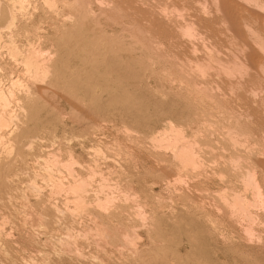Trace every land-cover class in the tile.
<instances>
[{
    "label": "rangeland",
    "instance_id": "rangeland-1",
    "mask_svg": "<svg viewBox=\"0 0 264 264\" xmlns=\"http://www.w3.org/2000/svg\"><path fill=\"white\" fill-rule=\"evenodd\" d=\"M179 1H176L178 5L182 3L187 6ZM230 3L231 8L238 6L233 5V1ZM187 4L190 6L188 10L193 13L191 8H194L195 3L188 1ZM31 5L25 14L18 10L14 0H0L2 37L11 40L22 56L34 49L39 53L36 54L37 58L45 59L44 62L51 66L48 78L51 86L46 93L43 92V98L39 99L36 95L26 97L28 89L25 82L29 78L26 80L22 56H15L7 43L0 42V89L6 95L11 91L15 96L4 111L14 116V124L8 126L12 133H6L4 143L0 145V163L9 162L6 164L8 171L4 170V180L6 182L8 177L7 183L11 181L9 186L7 184L0 191V264H264V200L262 205H251L249 208L255 214L253 216L257 217L251 215L253 220L249 221L255 223L247 222L249 217L244 216V219L241 209L234 206L230 208L233 200L237 202L232 192H240L237 195L251 199L250 190L246 189L240 178V168L230 162L236 158L233 157L236 153L244 155L246 144L241 141L236 145L238 148L229 146V140L218 134L232 129L236 124L242 129V123L248 130H258L252 132L251 143L254 145H251L257 147L252 150V154L258 158L261 156L259 161L264 165V153L260 154V149L264 150V133L259 132L264 129V125L260 122L255 125V115L253 121L251 117L247 119L246 114L253 115L254 110L245 113L243 109L259 108L257 105L261 97L251 98L252 95H248V90L244 89L248 93L243 94L248 95V99L242 97V93L236 94V99L235 93H230L222 85L218 86V81L213 82L211 77L208 79L211 72L217 69L211 70L205 79V76L201 77L202 80L198 79L202 76L200 72L198 77V74L195 76L198 70L195 69L196 63L198 60L202 62V54L206 53L204 45L214 43L217 37L207 38L208 41L203 42V36L183 38L178 35L174 37L175 40L167 38L170 41L166 39L165 42L160 37L161 42L155 36L160 43L154 51L145 49V46H132L128 42L124 43L131 48L128 49L122 43L125 48L116 50L110 48L109 44L96 42L97 38L93 36L79 37L77 32L74 35L78 37L71 36L73 31L69 28L68 31L64 30L70 27L66 16H63L64 20L55 17L41 0H32ZM178 5L179 9L183 7ZM8 12L15 13L14 22L9 20L11 13ZM140 25L134 26L136 29L139 26V29ZM216 26L221 31L216 30L215 26L210 27L209 31L212 35L214 32L220 34L219 40H224L226 32ZM112 27L119 30V27ZM142 28L143 25L140 31L147 27ZM150 29L144 30L145 34H159L158 27ZM83 31L87 33L85 29L81 33ZM149 37L153 38H145ZM246 37L243 36L242 40ZM245 40L248 49L257 52L250 54L246 62L254 66L253 63L261 58L263 64L264 53H260L259 47L251 42L254 39L247 37ZM228 43L223 44L230 46ZM218 44L214 46H221ZM201 46L203 48H199ZM237 47L241 46L238 44ZM237 47L231 49L238 50ZM131 49L133 51H129ZM233 51L236 50L225 54L227 59L242 57V53ZM164 57L172 58L168 60ZM173 57L177 60L184 58L181 64L185 70H180L183 66L179 61V66L175 65L177 62L172 60ZM161 59H165L166 66ZM170 61L173 66L168 69ZM188 64L192 69L187 68ZM151 68H156V71ZM252 86L256 88L255 83ZM215 88L219 93L214 91ZM200 91H204L207 96L200 95ZM223 95L232 99V104ZM238 97H241V103ZM254 100H259V103L253 104ZM207 105L224 110L225 116L211 117L217 122L213 128L210 126L212 119L198 114L199 109H212ZM171 125L180 129L186 137L182 142L197 143L194 146L197 158L200 157L197 167L183 164L187 160L184 154L178 156L181 155L177 150L181 148L182 142L170 139ZM256 133L260 135L256 136ZM167 143H171L170 146ZM32 187H36V190ZM217 192L222 195L225 193L227 200L222 196L220 199ZM246 225L252 228L251 238L246 237L249 238L250 246L243 245L234 235L238 233L243 238L241 229ZM133 236L138 238L134 239ZM259 240L260 244L257 242Z\"/></svg>",
    "mask_w": 264,
    "mask_h": 264
},
{
    "label": "bare ground",
    "instance_id": "bare-ground-1",
    "mask_svg": "<svg viewBox=\"0 0 264 264\" xmlns=\"http://www.w3.org/2000/svg\"><path fill=\"white\" fill-rule=\"evenodd\" d=\"M31 1L32 0H14V3L17 4L18 6V10L20 9V11H22L23 13L27 14L30 10V7L32 6L31 5ZM43 2V4L47 5V8L50 9V11L52 12V14L55 16V17H58V18H62L63 19V16L65 17L66 16V19H68V21L70 22V27H67L66 29L64 30H67L68 31V28L73 31V33L71 32V36L73 35V37H95L97 38L96 42H99V43H105V44H109L110 48L113 47L115 48L116 50L117 49H122L123 50L125 47L122 46V43L125 45L124 42H128L130 45L134 46H142L144 48L145 46V49H149V50H156L157 47L159 46L158 43H160L161 40H163L164 42L166 41L167 38H171L174 39V37H177L178 35L180 36H183L186 37V38H194V37H200L202 38L205 37V40L202 39V41H208L207 38H212L213 36H216L217 37V41L215 39L214 43H210V44H207V45H204V50L206 53L203 52V49H202V54L203 56L201 57V60L202 62H199L197 60H193V61H197L196 63V68H198V70L196 71L195 73V76L200 72L202 76H199V74L197 75L198 79L200 78L202 80L201 77H204L203 79H205L206 77H208L209 73L211 72V70L213 69H217L218 71L216 72H211L212 76L210 75L208 79H211L212 78V81L213 82H216L218 81V86L219 85H222L223 87L222 88H227L229 90L230 93L234 94V96H236V94H240V93H244L245 92L243 91L244 89H247L248 92V95H252L251 98L254 97L255 98H259L261 97V99L259 98L260 100V103L255 101L252 102L253 104L255 102H257V104L259 103V105H256L259 106L256 107V109H252V108H249V107H245L243 108L245 113L246 111H250L253 112L252 110H254V113L253 115L250 114H246L247 115V119L248 117H251V121H253V118L254 115L256 116V119H254V122H255V125L256 123L258 124H261L262 126L264 125V63L262 64V60L261 58H259L260 60L257 62V63H253L254 66L252 64H248L246 61L249 60V55L250 54H256L257 52L253 51L251 52L252 50L248 49V46H246V43L247 41L245 40L247 37H251V40L254 39V41H251V42H254L253 44H256L254 45V47L256 46L257 48L259 47V51H261L260 53H264V0H231L233 1V5H238L236 8H231L229 6V4L231 5V1L230 0H188L189 2H191L192 4H194V8L192 7V11L193 13H190V11L188 10L190 8V6L187 4L188 1L186 0H178L179 2H183V4L185 3L187 6V8L185 7V5H182V3H180L179 5L180 6H183V7H180L176 1L177 0H41ZM230 1V2H229ZM10 2V0H9ZM13 2V1H12ZM11 2V3H12ZM229 2V3H228ZM180 7L177 8V5ZM33 4V3H32ZM176 5V6H175ZM191 5V4H190ZM232 5V6H233ZM163 6V7H161ZM192 6V5H191ZM13 7L16 9L17 7H15L13 5ZM6 8V7H5ZM35 8V7H34ZM238 8V9H237ZM8 9V8H7ZM11 9V8H10ZM37 9V7H36ZM190 9V10H191ZM32 10V9H31ZM34 10V9H33ZM32 10V11H33ZM168 10V11H166ZM9 11V10H8ZM12 11V10H11ZM130 11V12H128ZM177 11V13H176ZM189 11V12H187ZM175 12V14H174ZM187 12V13H185ZM8 13H11L9 18L11 17V20L12 22H14V18L16 17L13 12H8ZM20 14V13H19ZM9 15V14H8ZM22 16H24L22 13H21ZM30 15V14H28ZM27 18V16H25ZM57 18V19H58ZM65 19V20H66ZM52 20V19H51ZM66 22V21H65ZM64 22V23H65ZM9 23V22H8ZM57 23V22H56ZM7 24V23H6ZM60 24V23H59ZM63 24V23H62ZM135 24L137 25H140V28L141 26L143 25V28L146 26L148 29H150V27H158L159 28V34L154 33L152 32L153 34H148L149 32H147L145 34V31L144 30H148L147 28L146 29H143L141 30L145 35H143V33L140 31V28L138 29L139 26H137V29H136V26H134ZM211 24V25H210ZM61 25V24H60ZM219 28H223L222 30H224L223 32H226L223 36H224V40H219V37L221 38V35L220 34H216V32H214V34L212 35V32L209 31V28L210 27H213L215 26L216 27V30H220L221 29H217V26ZM112 26H115V27H119L118 29L119 30H114V28ZM209 26V27H208ZM5 27V26H4ZM214 27V28H215ZM51 29V28H50ZM85 29L86 32L83 31V33H81V30ZM116 29V28H115ZM151 30V29H150ZM149 30V31H150ZM207 30L209 32H207ZM213 31V30H212ZM217 31V32H218ZM77 32L78 36L77 35H74L75 33ZM181 32V34H180ZM211 32V33H210ZM66 33V31L64 32ZM210 34L212 36H210ZM223 34V33H221ZM159 35V37L157 36ZM247 36L246 38H244V40H242L243 36ZM11 36V35H10ZM147 36H153V38H148L146 39L145 37ZM159 39L160 37H162L163 39H159L160 41H158L156 39V37ZM179 36V37H180ZM121 38L120 40H117V38ZM146 39H144V38ZM5 38V37H4ZM2 37V35L0 34V42H4V43H7V45H9V47L11 48V51L12 53L15 55V56H20L22 53L21 51H18L17 50V47L16 45L13 44V42L9 39H4ZM12 38V37H11ZM38 38V37H37ZM165 38V40H164ZM214 38V37H213ZM212 38V39H213ZM182 39V38H181ZM211 39V40H212ZM168 40V39H167ZM168 40V41H170ZM175 40V39H174ZM190 40V39H189ZM194 40V39H193ZM249 40V39H247ZM148 41V42H147ZM167 41V42H168ZM172 41V40H171ZM198 41H201L198 39ZM246 41V42H244ZM162 42V41H161ZM220 43L218 45H221V46H217L214 44H217V43ZM227 43L229 42L230 43V46L229 45H226L228 46L226 49L224 46L223 43ZM256 42V43H255ZM171 43V42H170ZM188 43V42H187ZM208 43V42H206ZM228 43V44H229ZM190 44V42H189ZM238 44L241 46V47H237ZM249 44V43H248ZM251 44V43H250ZM100 45V44H99ZM104 45V44H103ZM128 45V44H127ZM127 45H125L127 47ZM129 47L131 48L132 46ZM169 45V44H168ZM180 45V44H179ZM192 45V44H191ZM201 45V44H200ZM202 45V46H203ZM243 45V46H242ZM105 46V45H104ZM160 46H163L162 44ZM167 46V45H166ZM182 46V45H181ZM188 46V45H187ZM194 46H196L194 44ZM193 46V48H194ZM199 47V48H203V47ZM5 47V46H4ZM29 47V46H28ZM34 47V46H33ZM108 47V46H107ZM124 47V48H123ZM129 47H127L129 49ZM172 47V46H171ZM184 47V46H183ZM192 47V46H190ZM232 47H237V49H231ZM253 47V46H252ZM255 47V48H256ZM106 48V47H105ZM126 48V49H127ZM159 48V47H158ZM193 48H190V49H193ZM240 48V50H239ZM254 48V49H255ZM166 49V48H165ZM108 50V49H107ZM113 50V49H112ZM120 50V51H121ZM163 50V49H162ZM161 50V51H162ZM174 50H175V46H174ZM180 50V48H179ZM184 50V48H183ZM200 50V49H199ZM225 50V53L224 55L226 54H230L232 52V50H236V51H233V52H236L237 51L242 55V57L238 58H229L227 59L228 56H224L223 55V52ZM250 50V51H249ZM9 51V50H8ZM125 51V50H124ZM129 51H133L132 49L129 50ZM171 51V50H170ZM197 50H194L193 52H196ZM29 53L26 54L25 56H22V60H23V65L25 66V71H26V80H27V77L29 78L24 84L26 85L27 87V92L25 93L26 94V97L28 96H32V95H36L39 97V99L43 98L44 93H46L47 89L49 86H51V82L50 80L48 79L50 77V67L46 61L44 62V60H40L38 59V55L36 54H39L37 53L34 49H31L30 51H28ZM117 52V51H116ZM127 52V51H126ZM157 52V51H155ZM154 52V53H155ZM163 52H165L163 50ZM184 52V51H183ZM188 52V51H187ZM8 53V52H7ZM25 53V52H24ZM153 53V54H154ZM158 53V52H157ZM170 53V52H169ZM174 53V52H173ZM172 53V54H173ZM192 53V52H191ZM53 54V53H52ZM152 54V53H151ZM222 54V55H221ZM234 53H232L231 55H233ZM139 55V54H138ZM162 55V54H161ZM170 55V54H169ZM262 55V54H261ZM49 56V55H48ZM172 56V55H171ZM185 55H183L184 57ZM200 56V55H199ZM253 56H256V55H253ZM259 56V54H258ZM154 57V56H153ZM252 57V56H251ZM36 58V59H35ZM50 58V57H49ZM48 58V59H49ZM144 58V57H143ZM146 58V57H145ZM165 58V57H164ZM172 58V57H170ZM168 57H166L165 59H170ZM199 58V57H198ZM226 58V59H225ZM253 58V57H252ZM164 59V61H165ZM181 58H179V60L173 59L172 60H176L179 61L180 65L184 67V65L181 64V61L184 59L182 58V60H180ZM188 59V58H187ZM257 59V58H255ZM109 60V59H108ZM162 60V59H161ZM160 60V61H161ZM186 60V59H185ZM184 60V61H185ZM189 60H192V59H189ZM189 60H187L186 62L188 63ZM163 62L164 66L167 65L166 61ZM255 61V60H254ZM148 62V61H147ZM161 62V63H162ZM169 62V61H168ZM185 62V64H186ZM109 63V62H108ZM131 63V62H130ZM149 63V62H148ZM160 63V62H159ZM178 62L175 63V65L179 64ZM191 63V62H190ZM189 63V64H190ZM194 63V62H192ZM171 61H170V66L167 67L168 69H170L171 66ZM174 64V63H173ZM189 64L187 66H189ZM151 65H154V63H152ZM169 65V64H168ZM191 65V64H190ZM193 65V64H192ZM195 65V63H194ZM128 66V65H127ZM134 66V65H133ZM149 66V65H148ZM179 66V65H177ZM176 66V67H177ZM186 66V65H185ZM186 66V67H187ZM132 67V66H131ZM153 67V66H152ZM181 67L180 70H185V67L183 68ZM192 67V66H191ZM190 66L187 67V68H191ZM148 68V67H147ZM166 68V67H165ZM166 68V69H167ZM179 68V67H178ZM177 68V69H178ZM186 68V69H187ZM138 69V68H136ZM152 71H156L154 69L156 68H151ZM192 69V68H191ZM190 69V70H191ZM146 70V69H145ZM161 70V69H160ZM163 70V69H162ZM189 70V69H188ZM187 70V71H188ZM189 70V71H190ZM142 71V70H141ZM194 71V70H192ZM52 72V70H51ZM138 72V71H137ZM180 72V71H178ZM195 72V71H194ZM25 73V72H24ZM119 73V72H118ZM128 73V72H127ZM139 73V72H138ZM150 73V72H149ZM163 73V72H162ZM190 73V72H189ZM142 74V73H141ZM143 75V74H142ZM121 76V75H120ZM132 76V75H130ZM215 76V79H213ZM211 77V78H210ZM227 79L226 81L223 80V78ZM52 78V77H51ZM115 78V77H114ZM165 78V77H164ZM195 78V77H194ZM124 79V78H123ZM198 79H196L198 81ZM99 80V79H98ZM126 80V79H125ZM136 81V80H135ZM179 81V80H178ZM206 81V80H205ZM211 81V82H212ZM184 82V81H183ZM207 82H209L207 80ZM166 83V82H165ZM173 83V82H172ZM181 83V82H180ZM186 83V82H185ZM210 83V82H209ZM217 83V82H216ZM215 83V84H216ZM220 83V84H219ZM252 83H255L256 85V88H254L252 86ZM168 84V83H167ZM213 84V83H211ZM13 85V84H12ZM166 85V84H165ZM186 86V85H185ZM194 86V85H193ZM214 86V85H213ZM226 86V87H225ZM25 87V88H26ZM200 87V86H199ZM209 87V85H208ZM217 87V86H215ZM247 87V88H245ZM51 88V87H50ZM49 88V89H50ZM129 88V87H128ZM148 88V87H147ZM219 87H217L218 89ZM221 88V89H222ZM161 89V88H160ZM188 89V88H187ZM198 89V88H197ZM201 89V88H200ZM211 89V88H210ZM214 89V87H213ZM216 89V88H215ZM217 89L214 90L215 92H217ZM226 89V91H227ZM13 90V89H12ZM220 90V88L218 89V91ZM199 91V89H198ZM202 91V90H201ZM200 91V95L201 94H204L202 96H207V94L205 95V93H201ZM207 91V90H206ZM212 91V90H211ZM209 91V92H211ZM223 91V90H222ZM221 91V92H222ZM136 92V91H135ZM178 93V92H177ZM188 93V92H187ZM219 93V92H217ZM230 93L228 94V96L230 95ZM43 94V96H42ZM231 94V95H232ZM243 94V95H244ZM260 94V95H259ZM209 95V94H208ZM246 95V96H248ZM57 96V95H56ZM149 96V95H148ZM232 96V98L234 97ZM241 96V95H240ZM246 96H242V97H245ZM249 96V97H250ZM258 96V97H256ZM14 95L11 91H9V94L6 95L4 93V91H2L0 89V145H2L4 143V136L6 135V133H12V130H10L8 128L9 125L11 124H14V121H13V117H12V114L9 113V114H6L4 113V111L6 109H8L9 107V101L10 100H13L14 99ZM33 97V96H32ZM211 97V96H210ZM216 96H214L213 98H215ZM223 97L225 98L226 96L223 95ZM36 98V97H35ZM167 98V97H166ZM216 98H219L218 96ZM221 98V96H220ZM227 98V97H226ZM225 98V99H226ZM237 99V96L235 97ZM241 97H238V99H240ZM250 98V99H251ZM25 99V98H24ZM66 99V98H65ZM205 99V98H204ZM225 99H221L223 102ZM228 101L231 100V104H232V99L230 98H227ZM234 99V98H233ZM243 99V98H242ZM248 99V97L246 98ZM245 99V101H247ZM18 100V99H17ZM31 100V99H30ZM210 100L214 101V99H211ZM252 100V99H251ZM251 100L249 102H251ZM208 101V100H207ZM220 101V100H219ZM225 100V102H228ZM235 101V100H233ZM209 102V101H208ZM244 102V101H242ZM201 103V102H200ZM215 103V101H214ZM235 103V102H234ZM239 103V102H238ZM240 103H241V99H240ZM251 103V104H252ZM206 104V103H205ZM213 104V102H212ZM216 104V103H215ZM230 104V102H229ZM236 104V103H235ZM250 104V103H249ZM252 104V105H253ZM234 105V104H233ZM246 105V104H245ZM179 106V105H178ZM208 108H212L210 105H207ZM227 106V104L225 105ZM224 106V107H225ZM232 106V105H231ZM243 106V105H242ZM240 107V105H239ZM253 107V106H252ZM14 108V107H13ZM20 108V107H19ZM185 108V107H184ZM203 107H201L202 109ZM249 108V109H248ZM258 108V109H257ZM206 109V108H205ZM205 109L203 108L204 111H200L199 109V115L201 116V113L205 115V117L209 118V119H212L214 117H217L218 116H222L224 114V110H220L218 108H212L210 109V111H208L209 109ZM242 109V110H243ZM248 109V110H247ZM10 110V109H9ZM22 110V108H21ZM238 110V108H237ZM240 110V109H239ZM240 110V111H242ZM27 111V110H26ZM178 111V110H177ZM227 111V110H226ZM230 111V109H229ZM249 111V112H250ZM11 112V111H10ZM24 112V111H23ZM94 112V111H93ZM228 112V111H227ZM248 112V113H249ZM75 113V112H74ZM100 113V112H99ZM230 113V112H229ZM240 113V112H239ZM237 113V114H239ZM243 113V112H242ZM95 114V113H94ZM175 114V113H174ZM96 115V114H95ZM183 115V114H182ZM234 115V114H233ZM225 116V115H223ZM227 116V115H226ZM104 117V116H103ZM102 117V118H103ZM194 117V116H193ZM202 117V116H201ZM204 117V116H203ZM204 117V118H205ZM212 117V118H211ZM236 117V115H235ZM23 118V116H22ZM60 118V117H59ZM106 118V117H105ZM161 118V117H160ZM242 118V117H241ZM239 117V119H241ZM245 118V117H243ZM101 119V118H100ZM174 119V118H173ZM196 119V118H195ZM245 119V120H247ZM60 120V119H59ZM175 120V119H174ZM213 122H211L210 126L213 128L214 124H216L217 122L214 121V119H212ZM216 120V119H215ZM250 120V119H248ZM105 121V119H104ZM229 121V120H228ZM240 121V120H238ZM258 121V122H257ZM166 122V121H165ZM224 122V121H222ZM235 122V121H234ZM237 122V121H236ZM245 122V121H243ZM247 122V121H246ZM250 122V121H249ZM28 123V122H27ZM248 123V122H247ZM111 124V123H110ZM228 124V123H227ZM235 124V123H234ZM239 124V122H238ZM252 124V123H251ZM24 125V124H23ZM70 125V124H69ZM186 125V124H185ZM250 125V123H249ZM254 125V124H253ZM252 125V126H253ZM187 126V125H186ZM209 126V125H208ZM237 126V124H236ZM232 127V129L230 128L228 131L226 132H218V134L221 133V135L224 137V139H227L229 140V146L230 145H233L234 147H237L236 145L239 144V142L241 143V141H243L245 144H246V150L244 151V155H240V154H235L233 157H236L235 159L232 158L230 160L231 163H233L234 165H236V167L240 168L241 170V180L243 181V184H245L247 187L246 189L248 188L250 190V193H251V199H247L246 197L244 196H240V195H237V194H240L236 192V194L234 192L233 193V196H234V199L237 200V202H235L233 200L232 204L233 205H230L231 209H233L234 207L236 208H239L241 209L243 212V217L247 216L249 218H247V222H251L249 220H253L252 219V216L255 215V214H252L249 210L250 206L251 205H262L263 204V200H264V165L263 164H260L261 161H259V159L261 158H258V157H255V155L252 154V150L255 148V147H252L254 144L251 143V140L253 139L252 138V132L255 133V131H258V130H254V128H252V131L251 129H246V126H244V124L242 123V126L243 128L241 129L240 127ZM239 126H241V124H239ZM251 126V127H252ZM81 127V126H80ZM217 127V125H216ZM162 128V127H161ZM227 128V126H226ZM257 128V127H255ZM16 129V128H15ZM39 129V128H38ZM172 135V140H176V142L180 141L181 142L183 140H186L185 136L183 135L182 131L180 129H177V128H174L173 125H171L169 127ZM216 129V128H215ZM220 129H222L220 127ZM261 129V128H260ZM92 130V129H91ZM125 130V129H124ZM208 130V128H207ZM226 130V129H225ZM214 131V130H213ZM217 131V130H215ZM222 131H224L222 129ZM165 133V130L163 131ZM169 132V131H168ZM260 133H264V129L262 128L261 130H259ZM258 133V132H257ZM256 133V136H259L260 133L257 135ZM207 134V133H206ZM261 134V135H262ZM196 135V134H195ZM194 136V135H193ZM210 136H211V133H210ZM263 136V135H262ZM200 137V136H199ZM261 137V136H260ZM258 138V137H257ZM28 139V138H27ZM98 140V139H97ZM162 140V139H161ZM168 139H166V142H167ZM196 140V139H195ZM262 140V138H261ZM41 141V140H40ZM156 141V139H155ZM160 141V139H159ZM158 141V142H159ZM193 141V140H192ZM172 142V141H171ZM257 142V141H256ZM255 142V143H256ZM180 143V142H179ZM260 143V142H259ZM29 144V143H28ZM98 144V143H97ZM113 144V143H112ZM171 144V143H169ZM168 143L167 145L170 146ZM176 144V143H174ZM181 144V143H180ZM253 144V145H251ZM197 143L195 142H191V141H184L182 142V145H181V148L177 150V152L181 155H178L179 157L182 156V154H184L186 156L185 158V163L183 164H190L191 166L189 167H192V166H195L197 167L198 164H199V160H197V156H196V152L194 150V146H196ZM223 145V144H222ZM228 145V144H227ZM226 145V146H227ZM261 145V144H260ZM6 146V145H5ZM9 146V145H8ZM166 146V145H165ZM180 146V145H179ZM29 147V146H28ZM167 147V146H166ZM262 147V146H261ZM173 148V147H172ZM238 148V147H237ZM257 148V147H256ZM255 148V150H256ZM260 148V147H258ZM96 149V148H94ZM173 150H176V148H173ZM100 152V151H99ZM98 152V153H99ZM176 152V151H174ZM227 152V151H226ZM264 153V150L260 149V154L261 153ZM70 153V152H69ZM177 153V154H178ZM221 153V152H220ZM103 154V153H102ZM243 154V153H242ZM18 156V155H17ZM174 156V155H173ZM264 156V155H263ZM184 157V156H183ZM72 158V157H71ZM175 158V157H174ZM182 158V157H181ZM10 159V158H9ZM22 159V158H21ZM177 159V158H176ZM179 159V158H178ZM181 160V159H179ZM222 160V159H221ZM21 161V160H20ZM55 161V160H54ZM74 161V160H73ZM72 161V162H73ZM178 161V160H177ZM183 161V160H182ZM202 161V160H201ZM8 162V161H7ZM7 162L5 163H0V191L4 190L5 187H7L6 185L11 182L9 181L7 183V178H6V182H5V174H4V170L8 171V169H6V164ZM94 162V160H93ZM184 162V161H183ZM219 162V161H218ZM229 162V161H228ZM9 163V162H8ZM12 163V162H11ZM63 163V162H62ZM60 163V165L62 164ZM69 163V162H68ZM67 163V164H68ZM164 163V162H163ZM179 163V162H178ZM203 163V161L201 162ZM200 163V164H201ZM205 163V162H204ZM65 164V162H64ZM62 164V165H64ZM77 164V163H75ZM66 165V164H65ZM131 165V164H130ZM182 165V164H181ZM203 165V164H202ZM231 165V164H230ZM183 166V165H182ZM186 166V165H184ZM212 166V165H211ZM8 167V166H7ZM54 167V166H53ZM59 167V166H58ZM71 167V166H70ZM163 167V166H162ZM68 168V167H67ZM66 168V169H67ZM184 169V167H182ZM193 168V167H192ZM70 169V168H69ZM68 169V170H69ZM45 170V169H44ZM47 170V169H46ZM49 170V169H48ZM60 170V169H59ZM161 170V169H160ZM193 170V169H192ZM5 171V172H6ZM51 171V170H50ZM92 171V170H91ZM184 171V170H183ZM47 172V171H45ZM67 172V171H66ZM95 172V171H94ZM8 173V172H7ZM71 173V172H70ZM91 173V172H90ZM189 173V172H188ZM51 174V173H50ZM138 174V173H137ZM69 175V174H68ZM72 175V174H71ZM74 175V174H73ZM215 175V174H214ZM8 176V174H7ZM75 176V175H74ZM143 176V175H141ZM77 177V176H76ZM139 177V176H138ZM157 177V176H156ZM55 178V177H54ZM140 178V177H139ZM239 178V179H240ZM81 179V178H80ZM141 180V179H140ZM179 180V179H178ZM34 181V180H33ZM32 181V182H33ZM50 181V180H49ZM82 181V179L80 180ZM144 181V180H143ZM53 182H56V181H53ZM29 183V182H28ZM59 183V182H58ZM75 183V182H74ZM78 183H81V182H78ZM10 184V183H9ZM8 184V186H9ZM33 185V184H32ZM31 185V186H32ZM57 185V182L56 184ZM75 185H77V183H75ZM82 185V184H81ZM67 187H69L67 185ZM72 187V186H71ZM81 187V186H79ZM102 187V186H101ZM105 187V186H103ZM9 188V187H8ZM7 188V189H8ZM16 188V187H15ZM33 188V187H32ZM36 188V187H35ZM35 188H33L34 190H36ZM77 188V186H76ZM82 188V187H81ZM106 188V187H105ZM149 188V187H148ZM73 189V188H72ZM11 190V189H10ZM57 190V189H56ZM81 190V189H80ZM79 190V191H80ZM110 190V189H109ZM222 190V189H221ZM22 191V190H21ZM32 191V190H31ZM50 193H51V190H49ZM82 191V190H81ZM80 191V192H81ZM84 191V190H83ZM225 191V189H224ZM6 192V191H5ZM54 192V191H53ZM76 192V191H75ZM86 192V191H85ZM9 193V192H8ZM49 193V194H50ZM69 193V192H68ZM218 193V192H217ZM229 193V192H228ZM54 194V193H53ZM72 194V193H71ZM153 194V193H152ZM207 194V193H206ZM220 194V195H219ZM34 195V194H33ZM77 195V194H76ZM215 195L217 196V194L215 193ZM219 195V198L222 199L223 197L225 198V193L222 195L221 193H218ZM227 195V194H226ZM9 196V195H8ZM79 196V195H77ZM131 196V195H130ZM222 196V198H221ZM24 197H26L24 195ZM80 197V196H79ZM78 197V198H79ZM96 197V196H95ZM101 197V196H100ZM125 197V196H124ZM127 197V196H126ZM135 197V196H134ZM228 197V196H227ZM20 198V197H19ZM99 198V197H98ZM231 198V197H230ZM37 199V198H36ZM74 199V198H73ZM80 199V198H79ZM226 199V198H225ZM10 200V199H9ZM82 200V199H81ZM103 200V199H102ZM127 200V199H126ZM224 200V199H223ZM227 200V199H226ZM229 200V199H228ZM239 200V201H238ZM248 200H251V201H248ZM103 202V201H102ZM85 203V202H84ZM235 203V204H234ZM78 204V203H77ZM104 204V203H103ZM45 205V204H44ZM97 205V204H96ZM10 206V205H9ZM51 206V205H50ZM88 206V205H87ZM234 206V207H233ZM78 207V205H77ZM80 207V206H79ZM188 207V206H187ZM252 207V206H251ZM139 208V207H138ZM82 209V207H81ZM230 209V210H231ZM254 209V208H253ZM79 210V208H78ZM104 210H106L104 208ZM232 211V210H231ZM13 212V211H12ZM232 212H235V211H232ZM76 213V212H75ZM104 213V211H103ZM138 213V212H137ZM227 213V212H226ZM230 213V212H229ZM218 214V213H217ZM228 214V213H227ZM236 213H234L235 215ZM72 215V214H71ZM202 215V214H201ZM231 215V214H230ZM252 215V216H251ZM136 216V215H135ZM232 216V215H231ZM228 217H230L228 215ZM240 217H242L240 215ZM244 217V219H246ZM251 217V218H250ZM256 217V216H253V218ZM231 218V217H230ZM257 218V217H256ZM255 218V219H256ZM108 219V218H107ZM144 219V217H143ZM142 219V220H143ZM242 219V220H244ZM91 221V220H89ZM95 221V220H93ZM264 221V220H263ZM72 222V221H71ZM254 222V221H253ZM251 222V223H253ZM91 223V222H90ZM94 223V222H93ZM255 223V222H254ZM212 225V224H211ZM252 225V224H251ZM251 225H246L244 226L242 230V236L243 238L240 237V234L238 233H234V235H236V238H238L237 240H240L241 243H243V245H249V241L248 239L249 238H246V237H250L251 234H252V228H251ZM254 225V224H253ZM101 226V225H100ZM99 226V227H100ZM58 227V226H57ZM98 227V228H99ZM234 226H232L233 228ZM66 228V227H65ZM102 228V227H101ZM238 228V226H237ZM241 228V227H239ZM107 229V228H106ZM136 229V228H135ZM152 229V228H151ZM87 230V229H86ZM94 230V229H93ZM119 230V229H118ZM240 230V231H241ZM68 232V231H67ZM77 232V231H76ZM79 232V231H78ZM84 232V231H83ZM86 232V231H85ZM236 232V230H235ZM69 233V232H68ZM90 233V232H89ZM93 233V232H91ZM90 233V234H91ZM101 233V232H100ZM119 233V232H118ZM87 234V233H86ZM89 234V235H90ZM135 234V233H134ZM73 235V234H72ZM71 235V238H73ZM80 235V234H78ZM77 235V236H78ZM84 235V234H83ZM133 235V234H132ZM132 235L130 237H132ZM91 236V235H90ZM98 236V235H97ZM127 236V233L126 235ZM148 236V235H147ZM260 236V235H259ZM68 237V236H67ZM83 237V236H82ZM86 237V236H85ZM92 237V236H91ZM90 237V238H91ZM100 237V236H99ZM129 237V238H130ZM134 237V236H133ZM215 237V236H214ZM253 237V236H252ZM101 238V237H100ZM110 238V237H109ZM126 238V237H124ZM128 238V237H127ZM138 236L134 239H137ZM251 238V237H250ZM63 239V238H62ZM96 239V238H95ZM133 239V240H134ZM246 239V240H245ZM256 239V238H255ZM259 239V238H257ZM76 240V239H75ZM139 240V239H138ZM261 240V239H260ZM257 241L258 243L260 242ZM68 241V240H67ZM97 240H95L94 242H96ZM135 241V240H134ZM252 241V240H250ZM255 241V240H254ZM124 242V241H123ZM127 242H131L127 240ZM70 243V241L68 242ZM98 243V241L96 242ZM95 243V244H96ZM122 243V242H121ZM256 243V241H255ZM71 244V243H70ZM69 244V245H70ZM130 244V243H129ZM237 244V243H235ZM253 244V243H252ZM260 244V243H259ZM62 245V244H61ZM72 245V244H71ZM74 245V244H73ZM125 245V243H124ZM251 245V244H250ZM249 245V246H250ZM97 246V244H96ZM116 246V245H115ZM67 247V246H66ZM75 247V246H74ZM131 247V246H130ZM240 247V246H239ZM261 247V246H260ZM259 247V248H260ZM69 248V246L67 247V249ZM118 248V247H117ZM246 248V247H245ZM249 249L251 247H248ZM257 248V247H256ZM263 248V246H262ZM247 249V248H246ZM253 249V248H252ZM117 250V249H116ZM76 251V250H75ZM132 251V250H131ZM135 251V250H133ZM248 251V250H247ZM130 252V251H129ZM137 252V251H136ZM141 252V251H140ZM159 253V252H158ZM131 254V253H130ZM128 255V254H127ZM134 257V256H133ZM158 257V256H157ZM131 259V258H130ZM165 259V258H164ZM101 260V259H100ZM139 262V261H138ZM167 263V262H166ZM105 264V262H104ZM165 264V263H164Z\"/></svg>",
    "mask_w": 264,
    "mask_h": 264
}]
</instances>
